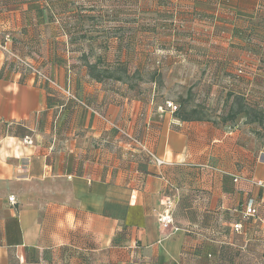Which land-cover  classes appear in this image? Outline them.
I'll return each mask as SVG.
<instances>
[{"label": "crops", "instance_id": "1", "mask_svg": "<svg viewBox=\"0 0 264 264\" xmlns=\"http://www.w3.org/2000/svg\"><path fill=\"white\" fill-rule=\"evenodd\" d=\"M13 11L0 3V38L40 55L79 101L0 53V264H264V161L240 145L242 129L179 119L119 80L90 77L60 48L66 34ZM108 117L173 165L128 160ZM166 202L174 227L161 229ZM46 247L55 258L31 260Z\"/></svg>", "mask_w": 264, "mask_h": 264}, {"label": "rangeland", "instance_id": "2", "mask_svg": "<svg viewBox=\"0 0 264 264\" xmlns=\"http://www.w3.org/2000/svg\"><path fill=\"white\" fill-rule=\"evenodd\" d=\"M0 3L14 8L10 13L17 14L24 23L46 21L45 33L66 34L70 45L60 47L62 51L73 50L72 59L77 64L98 61L97 70L102 75L123 76L120 81L136 96L157 104L174 101L181 105L182 113L215 125L232 127L236 123L244 133L240 145L254 149L260 161H264V125L250 121L251 111L235 115L238 102L234 96L252 110L264 111V0H0ZM17 46L23 49L22 53L17 52L23 60L58 82L41 64L40 55L27 52L19 43ZM1 53L12 67H21L14 56L5 50ZM119 66L126 71H118ZM25 73L53 85L29 71ZM107 119L144 144L145 150L111 127L119 135L128 160L143 157L155 163L148 151L161 158L145 139H139L118 120ZM207 168L218 170L212 164ZM56 252L55 248H42L32 254L31 260L48 261L55 258Z\"/></svg>", "mask_w": 264, "mask_h": 264}, {"label": "built area", "instance_id": "3", "mask_svg": "<svg viewBox=\"0 0 264 264\" xmlns=\"http://www.w3.org/2000/svg\"><path fill=\"white\" fill-rule=\"evenodd\" d=\"M4 50L8 53V54H11L12 56H14L18 61L17 63L21 65V67L23 68V70L25 71H29L31 74H33L34 76H36L37 78L39 79H42L43 81L45 82H49L51 84H53L52 86H56L60 89H62L64 92H66L67 96L70 98H75L76 97L68 91V89H65V88H62L58 83L57 81L55 80H52L51 78H49L40 68L38 69L35 65H33L32 63H29L25 60H23L21 57H19L17 54H15L14 52H12L10 49H8L5 45V43H3L2 41H0V53L1 52H4ZM165 105H161L160 108L162 110H164L165 108L171 110L172 112L179 106L177 103H175L174 101L171 102V101H165L164 102ZM111 127H114L116 128L122 135H126L128 136V140H131L135 146H139L141 148H143L145 150V146H143L144 144L141 143V141H139L137 138H135L133 135H129L128 133H126L124 131V129L122 127H120L119 125L117 124H113L109 121ZM25 141L29 142L31 141L30 138H26ZM149 152V155L151 156V159H154L155 163H157L159 166L161 164H166L168 162H166L165 160H163L162 158H157L155 155H153L150 151ZM255 183L259 186H263V182L262 180H257L255 181ZM9 200L11 202H13L14 200V197L12 195L9 196ZM255 210V207L253 205V202L251 201V199L248 201L247 203V211L248 212H252ZM157 222H158V225H159V228H167V227H174V222H173V217H172V211H171V208L169 207V204L167 203V206L166 208L161 211V213H159L157 215Z\"/></svg>", "mask_w": 264, "mask_h": 264}, {"label": "trees", "instance_id": "4", "mask_svg": "<svg viewBox=\"0 0 264 264\" xmlns=\"http://www.w3.org/2000/svg\"><path fill=\"white\" fill-rule=\"evenodd\" d=\"M9 39H8V37L7 36H5L3 39H1L0 38V41H2L3 43H5V45H6V47L8 48V49H10L12 52H14L15 54H17L19 57H21L17 52H19L18 50H16L13 46H12V44H9L8 46H7V41H8ZM72 42V41H71ZM20 53V52H19ZM10 63H11V61H10ZM97 63H98V61L96 62H88V61H86V68H87V71H88V74H89V76L90 77H93V78H95V79H97V80H99V79H105V78H107V79H115V80H122L123 79V76H121V75H115V74H113V75H111V74H107V75H102V74H100V72H98V70H97ZM13 64V63H12ZM19 67V66H18ZM23 70V68L22 67H19V69H17V70H21V69ZM21 70V71H22ZM117 70L118 71H121V72H125L126 71V69L125 68H122V67H117ZM26 71V70H25ZM25 71H22V72H24L25 73ZM26 72H28V71H26ZM49 85V84H48ZM69 90V89H68ZM75 96V95H74ZM235 96V98H236V102H238V104H237V108H235V115L237 114V113H241V112H244V113H246V114H248L250 111H251V113H250V121H258V123L259 124H263L264 125V116L262 115L263 114V112L264 111H262V112H256V111H254V110H252V108H249V105L248 104H246V103H242V102H240L239 101V99L237 100V98L238 97H236V95H234ZM76 97V96H75ZM70 98H72V97H70ZM72 100H74L75 102L76 101H79L78 100V98L76 97V99L75 98H72ZM162 105H165L164 103L162 104ZM181 109V105L179 104V106L173 111L174 112V114L179 118V119H183V120H201V121H203L204 120V118H201V117H196V116H191V115H189V114H187V113H182V111L180 110ZM234 115V113H232L229 117H231L232 118V116ZM136 136L139 138V139H141L137 134H136ZM248 203V202H247ZM247 205V204H246ZM235 227H239V223H236L235 224Z\"/></svg>", "mask_w": 264, "mask_h": 264}]
</instances>
